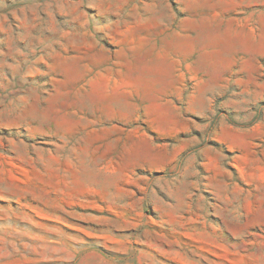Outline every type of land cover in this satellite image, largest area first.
Returning <instances> with one entry per match:
<instances>
[{
	"label": "rangeland",
	"instance_id": "1",
	"mask_svg": "<svg viewBox=\"0 0 264 264\" xmlns=\"http://www.w3.org/2000/svg\"><path fill=\"white\" fill-rule=\"evenodd\" d=\"M0 264H264V0H0Z\"/></svg>",
	"mask_w": 264,
	"mask_h": 264
}]
</instances>
